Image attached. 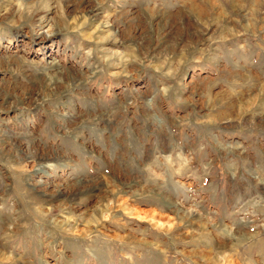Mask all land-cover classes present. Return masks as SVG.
I'll list each match as a JSON object with an SVG mask.
<instances>
[{
    "label": "rangeland",
    "instance_id": "374dc122",
    "mask_svg": "<svg viewBox=\"0 0 264 264\" xmlns=\"http://www.w3.org/2000/svg\"><path fill=\"white\" fill-rule=\"evenodd\" d=\"M0 264H264V0H0Z\"/></svg>",
    "mask_w": 264,
    "mask_h": 264
},
{
    "label": "bare ground",
    "instance_id": "6f19581e",
    "mask_svg": "<svg viewBox=\"0 0 264 264\" xmlns=\"http://www.w3.org/2000/svg\"><path fill=\"white\" fill-rule=\"evenodd\" d=\"M195 10V9H194ZM200 15V14H199Z\"/></svg>",
    "mask_w": 264,
    "mask_h": 264
}]
</instances>
